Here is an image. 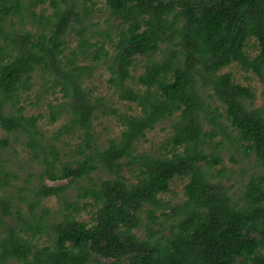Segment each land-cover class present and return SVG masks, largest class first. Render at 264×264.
<instances>
[{"label": "trees", "instance_id": "16d2710c", "mask_svg": "<svg viewBox=\"0 0 264 264\" xmlns=\"http://www.w3.org/2000/svg\"><path fill=\"white\" fill-rule=\"evenodd\" d=\"M49 1L53 9L45 14L34 7L47 0H0V129L18 135L41 166L36 184L19 186L15 201L7 188L19 175L0 153V264H264V175L250 176L234 199L232 187L213 173L226 140L245 156L254 154L264 170V103L246 104L252 89L221 72L235 63L264 83V0H104L109 27L99 38L86 29L94 0ZM15 18L33 29H8ZM69 33L77 44L67 51ZM139 56L146 61L135 76ZM102 64L108 86L136 113L104 108L103 98L84 86ZM34 73L52 93H62L46 100L50 123L66 117L52 136L38 125L42 114L26 115L18 106ZM98 111L113 114L122 127L105 146L93 133ZM165 120L171 121L165 151L137 152L147 131ZM65 135L77 142L62 159L56 143ZM8 145L0 139V149ZM97 170L109 177L95 182ZM175 177L188 179L184 200L168 205L160 195ZM72 184L77 198L90 199L83 208H94L91 223L78 219L75 201H63L55 221L46 207L38 209ZM43 236L51 244L32 242Z\"/></svg>", "mask_w": 264, "mask_h": 264}, {"label": "rangeland", "instance_id": "374dc122", "mask_svg": "<svg viewBox=\"0 0 264 264\" xmlns=\"http://www.w3.org/2000/svg\"><path fill=\"white\" fill-rule=\"evenodd\" d=\"M95 5L93 6L92 13L88 16L86 21V29L90 33H96L99 38V34L103 33L109 27V23L106 21L108 17V8L104 0H94ZM53 7L50 4V1L47 0L44 4H39L34 7L36 13H49ZM14 25H10L8 21L6 23L7 28L10 30H19L23 29H33L31 26H21V20L14 19ZM67 51H70L76 47L77 36L74 34H68L67 37ZM95 38V37H94ZM95 38V39H96ZM107 47V46H106ZM109 47V46H108ZM248 53L253 56L257 53V47L253 40H251L247 46ZM146 57H137L133 67L132 75H138L144 70V64ZM89 63V60L79 61V64ZM221 72H231L233 80L243 86H248L252 89L254 93V98L251 100L252 103H249V100L246 101V104L252 108L260 107L264 103L263 91L264 83L259 80V78L251 71H245L240 66L235 63H232L224 67ZM108 73L105 68V64H102L100 67L96 68L89 79H85L84 86L88 88L93 96H98L103 98L104 108L109 110L118 109L119 111H127L131 113H136L138 108L135 104L123 102L118 100L114 90L110 88L107 84ZM40 74L34 73L32 78L33 88L30 91L24 92L20 96V101L18 106H22L24 113L26 115H36L42 114V117L39 119L38 125L46 133L47 136H52L53 131L59 128L66 120V117L63 116L59 118L56 122L50 123L47 118V101H58L61 98L62 93L56 92L52 93L48 88L49 83L40 78ZM211 93L210 89H204V96H208ZM208 99V97H207ZM211 101L213 107L220 106V111L223 112V106L219 105L220 103L215 99H208ZM171 121L165 120L158 123L151 130H148L145 136V139H142L136 145V150L139 153H150L153 155L163 153L165 149L163 148L164 142L166 141L168 135L171 133L170 127ZM226 124H228L226 122ZM93 133L97 138V141L100 145L105 146L107 140L110 137H116L119 135L122 127L119 125V122L116 120L113 114H103L98 111L95 114V117L92 122ZM228 130L232 128L228 127ZM232 135H235V131L232 132ZM7 137L9 139V145L5 148L0 149V153L3 157L15 168V171L18 173L19 177L12 181V185L7 188V194L9 196H14L15 201L18 196V187L25 186L31 187L36 184L35 175L41 170V166L36 163L35 160L31 158L29 149L22 143V139L16 134H8L4 130L0 129V139ZM218 139L221 137L218 136ZM77 140L72 137V135H65L57 141V146L61 149V158L67 159L66 153L70 152V149L74 147ZM236 145V144H235ZM235 145L226 140L223 147L218 149L221 157V164L217 165L213 173L217 176V180H222L226 185L232 187L231 194L234 199H238L241 196L243 190V184L249 179L252 175L263 174L264 170L255 163L254 154L245 156L242 150L238 151L235 148ZM126 176L131 180L135 181L134 174L130 175L128 170H125ZM91 177L95 182L108 178L109 176L103 173L100 170L91 174ZM186 177H175L170 182L169 192L163 193L160 197L168 205H177L184 200L183 189L184 185L187 182ZM68 180H58L56 182H50L47 180L49 185H64ZM81 184L88 183V178L82 179ZM75 184H72L64 193V197L57 198L51 196L41 200L38 209L46 207L49 210L50 221H55L59 217V211L63 207V201L68 200L70 202L75 201L78 203L81 209V212L77 215L79 220L91 223L92 222V212L94 208H91L86 204L85 208L84 203L89 201L88 199H79L77 198V190L74 187ZM25 194V193H24ZM19 202L23 207L24 211L28 209L27 203L22 201ZM57 211V213H56ZM168 211V209H166ZM161 210L157 212L160 214ZM135 232L139 235L144 234L143 228H138ZM33 243L38 245H48L51 244V241L48 236H43L39 239H33ZM102 264H108L110 261L101 260ZM7 264H20L17 261H9ZM124 264V263H122Z\"/></svg>", "mask_w": 264, "mask_h": 264}]
</instances>
